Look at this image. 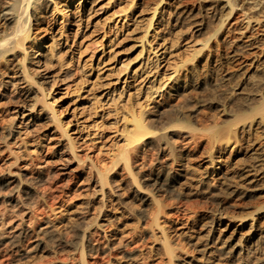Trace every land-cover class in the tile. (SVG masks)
Instances as JSON below:
<instances>
[{"label":"bare ground","instance_id":"bare-ground-1","mask_svg":"<svg viewBox=\"0 0 264 264\" xmlns=\"http://www.w3.org/2000/svg\"><path fill=\"white\" fill-rule=\"evenodd\" d=\"M168 2L173 21L204 39L174 64L170 87L153 91L152 110L133 109L123 142L97 160L76 153L43 99L58 53V43L31 32L44 5L13 0L4 10L0 71L12 68L0 86L16 80L25 125L60 128L56 151L90 193L64 213L25 219L36 192L30 172L1 173L0 199L24 216L9 224L0 213V264H264V0ZM21 131L15 121L0 125V141L25 143ZM145 150L154 157L138 165Z\"/></svg>","mask_w":264,"mask_h":264},{"label":"rangeland","instance_id":"rangeland-1","mask_svg":"<svg viewBox=\"0 0 264 264\" xmlns=\"http://www.w3.org/2000/svg\"><path fill=\"white\" fill-rule=\"evenodd\" d=\"M12 1L0 0V32L7 27L3 12ZM40 1L44 16L36 19L33 14L31 32L35 37L46 36L48 43H58L52 67L56 81L52 90V82L42 86L43 99L72 138L76 153L97 160L100 151L117 149L123 142L121 129L133 109L138 111L141 105L152 110L153 91L162 94L164 83L170 87L167 78L174 64L204 36L173 21L168 0H90L79 8L80 0H75L67 10L68 0ZM183 1L198 8L199 0ZM11 68L6 65L1 71ZM7 78L0 74V80ZM15 81L0 86V125L18 122L25 143L14 142L15 138L0 141V174L9 167L30 172L27 176L33 179L36 192L25 219L30 213H64L90 190L82 186L84 179L68 156L56 151L60 128L56 131L52 121L34 120L29 126L24 124L27 120L19 119L13 102L20 94ZM40 142L42 146L36 148ZM146 153L138 165L154 157ZM2 212L9 224L19 222L24 213L17 215L15 208L0 199ZM137 225L140 231L142 224ZM5 259L0 256V263ZM97 261L103 264L105 259L98 257Z\"/></svg>","mask_w":264,"mask_h":264}]
</instances>
